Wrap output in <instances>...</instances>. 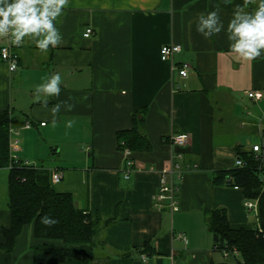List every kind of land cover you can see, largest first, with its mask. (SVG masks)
Returning a JSON list of instances; mask_svg holds the SVG:
<instances>
[{"label": "crops", "instance_id": "0c3cea01", "mask_svg": "<svg viewBox=\"0 0 264 264\" xmlns=\"http://www.w3.org/2000/svg\"><path fill=\"white\" fill-rule=\"evenodd\" d=\"M243 2L69 0L56 23L60 45L42 52L25 38L15 49L19 68L14 73L0 59V113L12 114L19 158L53 164L39 167L63 171L59 191L72 193L77 209L104 223L115 220L103 234L106 249L91 264H226L215 249L207 214L224 208L233 229L257 227V212L246 207L243 191L216 187L212 179L216 171L235 168L240 153L261 144L256 138L264 129V54L253 61L238 59L224 31L206 39L196 30L198 17L217 4L226 29L235 5ZM88 28L94 34L84 38ZM8 43L0 39V48ZM166 45L182 47L174 63L161 60ZM185 63L190 71L183 79L174 64ZM53 73L62 77L61 92L48 97L44 107L35 88ZM254 91L263 94L260 101L247 96ZM61 101L74 107L62 106L53 126L51 108ZM143 110L152 149L132 154L135 170L125 179L117 133L130 130L133 115ZM27 122L31 129H25ZM181 134L189 142L176 151L192 170L178 184L179 210L159 211L154 196L160 176L175 162L166 139ZM49 156L54 158L47 162ZM0 202L4 243L3 230L12 224L8 191ZM35 243L33 227H24L13 251L0 252V264H33ZM148 243L152 256L143 253ZM45 264L83 260L50 258Z\"/></svg>", "mask_w": 264, "mask_h": 264}, {"label": "trees", "instance_id": "16d2710c", "mask_svg": "<svg viewBox=\"0 0 264 264\" xmlns=\"http://www.w3.org/2000/svg\"><path fill=\"white\" fill-rule=\"evenodd\" d=\"M145 110L133 115V127L117 133L118 150L132 153L149 152L152 145L144 133ZM12 114L0 113V169H8V210L11 227L3 230L4 243L0 252L11 253L17 237L26 226L33 227L36 243L32 246L33 264H45L50 258L62 263L81 258L91 264L106 249L103 234L115 223L93 219L86 210L77 209L74 195L60 192L51 183L49 169L24 168L11 157ZM169 144V138L166 139ZM243 167L216 171L212 182L216 187L241 189L248 202L257 203V227L251 230L233 229L224 208L207 214L206 223L214 239L216 251L236 249L238 256L230 257L236 264H264V156L261 153H240ZM58 221L53 226L41 223L42 217ZM144 255L154 250L146 244Z\"/></svg>", "mask_w": 264, "mask_h": 264}, {"label": "clouds", "instance_id": "9594fccd", "mask_svg": "<svg viewBox=\"0 0 264 264\" xmlns=\"http://www.w3.org/2000/svg\"><path fill=\"white\" fill-rule=\"evenodd\" d=\"M224 2L228 4L231 0ZM68 4L69 0H0V39L20 47L27 38L42 52H47L50 47H57L62 43L63 37L56 23ZM250 5H255L251 11L248 10ZM196 30L206 39L224 31L230 42L231 53L238 59L256 60L264 54V0H244L243 4L235 5L226 29L220 17V5L217 4L214 10L198 17ZM4 54L7 59L6 49ZM8 67L9 71H15V60L10 61ZM42 79L45 82L36 86L34 95L37 102H41L43 96L45 99L42 103L47 107L48 97L60 95L62 77L59 73H53ZM62 106L68 111L74 107L68 101L55 104L51 108L53 126ZM68 126L71 127V122ZM41 223L53 226L58 221L45 216Z\"/></svg>", "mask_w": 264, "mask_h": 264}, {"label": "built area", "instance_id": "2783aa9c", "mask_svg": "<svg viewBox=\"0 0 264 264\" xmlns=\"http://www.w3.org/2000/svg\"><path fill=\"white\" fill-rule=\"evenodd\" d=\"M94 34V31L91 28L86 29L84 33V38H90ZM17 47L8 43L0 48V59L3 63L7 66L9 62L15 60L16 62V70L9 71L10 73H14L19 68V55L15 51ZM5 49L7 50V59H5ZM182 52V47L179 45H166L162 47L160 50V57L161 60L164 62H172L174 63L176 55ZM176 67V68H175ZM174 68L178 70L179 76L183 79L188 78L190 65L185 63L180 66L174 64ZM9 69V67H8ZM256 93L260 95L257 96ZM249 99L254 101H260L263 98V94L258 91L250 92L247 94ZM41 126H45V123H42ZM25 129H31L33 127L32 123L27 122L25 124ZM261 132L262 129H259ZM18 134L16 131L12 130V137L10 142V150H11V157L14 163H19L24 168H38L36 164L29 162L27 160H22L17 155L19 150V141L17 139ZM261 136H264V132L261 133ZM189 138L187 134L181 135H171L169 137V145L174 149V159L175 162L172 164V167L168 171H164L161 173L158 191L154 196V206L157 210H165L169 209L171 213H175L179 210V203H178V192H179V183L182 179V176L185 172L192 170L189 165H184V155L182 152L176 151V149L185 148L188 145ZM251 152L255 154H259L262 152L261 144L253 145ZM123 154L126 157L125 162V169L123 171L124 178L129 179L131 173L135 170V162L132 159V152L129 149H125ZM236 166L243 167L244 162L242 160L236 161ZM51 175V183L54 186L59 185L64 180V173L62 170L55 169L50 171ZM246 207L249 210H253L257 212V203L255 202H248L246 203ZM238 251L233 249L232 251L226 250L223 251L222 255L224 258L228 259L230 257L238 256ZM144 260L147 259L146 256L142 257Z\"/></svg>", "mask_w": 264, "mask_h": 264}, {"label": "rangeland", "instance_id": "374dc122", "mask_svg": "<svg viewBox=\"0 0 264 264\" xmlns=\"http://www.w3.org/2000/svg\"><path fill=\"white\" fill-rule=\"evenodd\" d=\"M264 132V129H262V131L260 132V133H258L259 134V137L258 138H256L257 139V141H260V143H261V147H262V145H263V147H264V136H261V133H263ZM34 147L32 146V149H33ZM70 154H72V155H75L74 154V151H72V152H70ZM263 154V153H262ZM75 156H77V155H75ZM77 157H79V156H77ZM48 159H46L45 158V160L48 162L49 160H52L54 157L53 156H49V157H47ZM34 162V161H33ZM32 162V163H33ZM33 164H36V166H53V164L52 165H48V163H45V161H42V160H40V161H36V162H34ZM68 170H66V172H67ZM8 173H9V171H8V169H0V201H1V199L2 198H5V196H6V194H7V191H8V185H7V183H8ZM62 184V183H61ZM60 184V185H61ZM55 186L56 187V190L57 191H59V190H61L60 188H61V186ZM1 203V202H0ZM224 262L226 263V264H236V262L234 261V260H232L231 258H228V259H224Z\"/></svg>", "mask_w": 264, "mask_h": 264}]
</instances>
